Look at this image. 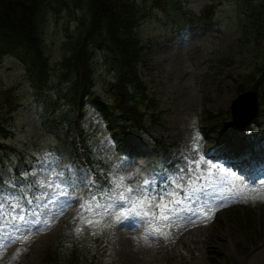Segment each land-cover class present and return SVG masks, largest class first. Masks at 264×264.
Returning a JSON list of instances; mask_svg holds the SVG:
<instances>
[{
	"label": "rangeland",
	"instance_id": "1",
	"mask_svg": "<svg viewBox=\"0 0 264 264\" xmlns=\"http://www.w3.org/2000/svg\"><path fill=\"white\" fill-rule=\"evenodd\" d=\"M135 1L144 3L145 0ZM183 2L184 10L193 14H201L211 6L214 9L211 20L191 26L181 15L156 10L138 31L148 46L146 57L138 65L142 83L148 89L147 98L142 102L145 129L167 144L166 152L154 153L149 134L138 129L128 135L126 148L120 146L111 136L113 130L107 126V117L97 106L89 104L83 120L87 137L95 143V167L108 176L112 166L125 158L124 150L135 143L143 156L135 155L133 167L117 170L125 175L134 174V178L127 181L132 186L141 182L140 173L155 171L160 183L153 185V191L167 185L165 177L169 172L183 167L182 157L189 151L194 133L198 132L202 138L205 154L215 148L232 123L230 109L238 91L234 79L241 81L264 64V0ZM78 16L64 11L46 19L45 47L55 68L66 53V40L76 31ZM95 73L99 107L113 112L114 118L119 120L120 109L127 104L112 93L116 79L103 64L101 54ZM245 87L250 88L251 83L247 82ZM7 89L14 90L20 108L6 120L12 135L5 144L22 152L23 160L19 162L12 157L7 165L0 167V201L6 194L28 193L29 198L40 199L27 206L26 218L31 220L34 210L44 215L37 217L41 223L27 239L14 244L7 243L8 233L15 234L13 224L28 226L3 221L6 232L3 234L5 243L0 246V264H72L71 253L74 257L80 256L82 264H215L213 258L220 255L232 264H264V189L247 194L254 195V199L241 200L217 184L204 187L194 183V188L204 190L197 191L195 202L184 207L179 220L181 226L177 227L174 220L170 230L157 235H149L151 225L139 220L135 230H130L131 225L118 226L115 220L89 227L86 219L96 217L89 214L81 219L77 205L69 208L61 201L41 206V193L29 183L35 178L23 175L31 173L32 169L39 175L37 157L42 158L46 151H52L62 156V166L83 168L75 166L67 152L57 149V144H62V127L54 125V111L45 106L55 100V96L46 94L36 98L24 65L11 57L0 60V102ZM45 90L54 93L50 86ZM261 105L260 119L245 132L258 141L264 140V105ZM115 107L118 111L113 109ZM106 138L111 139L112 145ZM10 180L17 187L6 183ZM76 194L82 197L84 191ZM202 206L210 211L209 216L200 213ZM61 208H64L62 215ZM4 211L8 212L7 206ZM47 221H51L50 225ZM77 228L82 231L77 233ZM141 228L146 229L143 238L137 235ZM131 241L140 253L132 251Z\"/></svg>",
	"mask_w": 264,
	"mask_h": 264
},
{
	"label": "trees",
	"instance_id": "2",
	"mask_svg": "<svg viewBox=\"0 0 264 264\" xmlns=\"http://www.w3.org/2000/svg\"><path fill=\"white\" fill-rule=\"evenodd\" d=\"M180 1L182 3V0H145L144 3L135 0H0V60L14 57L22 61L33 87L53 84V74L57 72L58 83L67 85V89L66 93L60 90L55 93L57 107L52 109L57 110L63 103L68 107V117L62 119L67 147L100 184H105L104 175L93 168V143L86 137L82 124L86 108L97 101L93 99L99 54L116 79L113 85L116 95L129 102L119 124L108 120L116 138L123 140L133 128L144 129L139 100L144 98L146 88L140 83L138 65L146 57L148 46L138 31L156 10L182 14L183 3ZM72 7L79 9L81 16L76 17V31L67 39L66 54L55 69L45 47V22L53 13L59 14ZM211 13L210 7L205 9L204 18L210 19ZM244 80L252 82V88L264 100V66ZM1 97L0 139L8 140L12 133L6 120L18 110L19 102L9 91L3 92ZM73 115L76 122H72ZM151 138L157 146V139ZM161 149L163 151L164 146ZM11 154L20 158L17 150L5 153L0 149V166ZM74 262L80 264V258Z\"/></svg>",
	"mask_w": 264,
	"mask_h": 264
},
{
	"label": "snow or ice",
	"instance_id": "3",
	"mask_svg": "<svg viewBox=\"0 0 264 264\" xmlns=\"http://www.w3.org/2000/svg\"><path fill=\"white\" fill-rule=\"evenodd\" d=\"M109 145H112L110 138H106ZM202 138L196 132L191 137L189 151L183 155V167L169 172L165 179L168 181L163 189L153 191V185L160 181L156 179L155 171L140 173L141 182L135 186L127 181L134 178L133 173L123 174L117 169L133 167L138 145L133 143L125 151V158L112 166L107 179L110 183L100 184L98 179L89 171L73 169L70 165L61 164L62 156L52 151H46L43 157H37L36 163L40 165L39 175L36 169L31 173L35 179L30 181L31 187L41 193L43 197L41 206L44 203L57 204L63 201L66 207L77 205L80 209V218L92 214L96 219H86V224L91 227L96 223L110 222L115 220L121 227H129L135 230V224L139 220L151 225L149 235L165 234L173 226V221L179 220L183 215L184 207L193 204L196 199V192L203 191V188L196 189L192 185L217 184L230 193L239 196L241 200L254 199L248 193L256 194L258 189H264V140L246 135L243 127L230 125L222 133L215 148L206 154L201 143ZM109 160L112 157H108ZM107 163V161H106ZM102 171V170H101ZM70 174V175H69ZM17 187L11 180L6 181ZM169 188L172 190L169 191ZM55 190V192H53ZM86 190V191H85ZM84 191L85 195L77 197L76 193ZM28 193H21L16 196L5 195L0 201V246L4 241L6 227L4 220H12L19 225L28 227H17L13 224L12 233H8L9 244L17 243L27 239L32 234L33 228L41 223L37 217L44 215L38 211L32 212V219L28 220V205L40 197ZM59 198V199H58ZM21 200L24 203H21ZM8 212L5 214V207ZM145 209H147L145 211ZM177 209H180L178 212ZM49 210L46 209V213ZM64 208H61L62 215ZM200 213L210 215L206 206L200 208ZM54 218V217H53ZM50 225L51 221H47ZM77 228L76 232H81Z\"/></svg>",
	"mask_w": 264,
	"mask_h": 264
},
{
	"label": "water",
	"instance_id": "4",
	"mask_svg": "<svg viewBox=\"0 0 264 264\" xmlns=\"http://www.w3.org/2000/svg\"><path fill=\"white\" fill-rule=\"evenodd\" d=\"M234 124L244 130L256 118L258 113L257 95L250 91L240 96L232 107Z\"/></svg>",
	"mask_w": 264,
	"mask_h": 264
},
{
	"label": "bare ground",
	"instance_id": "5",
	"mask_svg": "<svg viewBox=\"0 0 264 264\" xmlns=\"http://www.w3.org/2000/svg\"><path fill=\"white\" fill-rule=\"evenodd\" d=\"M78 197V196H77ZM73 208H76V206L74 205V206H72ZM71 208V207H70ZM146 234V229L145 228H141L138 232H137V235H139V236H144ZM130 243H132V241L130 242ZM136 251V253H140V249L139 248H137L135 245H134V243H132V251Z\"/></svg>",
	"mask_w": 264,
	"mask_h": 264
}]
</instances>
